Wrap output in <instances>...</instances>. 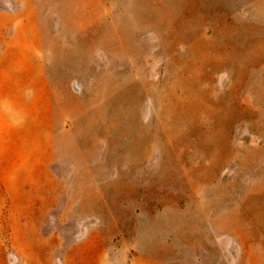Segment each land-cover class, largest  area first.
I'll return each instance as SVG.
<instances>
[{
  "label": "rangeland",
  "instance_id": "374dc122",
  "mask_svg": "<svg viewBox=\"0 0 264 264\" xmlns=\"http://www.w3.org/2000/svg\"><path fill=\"white\" fill-rule=\"evenodd\" d=\"M0 264H264V0H0Z\"/></svg>",
  "mask_w": 264,
  "mask_h": 264
}]
</instances>
